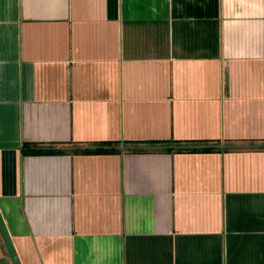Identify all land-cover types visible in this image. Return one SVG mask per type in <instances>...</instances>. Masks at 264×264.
<instances>
[{
  "label": "crops",
  "instance_id": "crops-1",
  "mask_svg": "<svg viewBox=\"0 0 264 264\" xmlns=\"http://www.w3.org/2000/svg\"><path fill=\"white\" fill-rule=\"evenodd\" d=\"M0 214L20 264H264V0H0Z\"/></svg>",
  "mask_w": 264,
  "mask_h": 264
},
{
  "label": "trees",
  "instance_id": "trees-1",
  "mask_svg": "<svg viewBox=\"0 0 264 264\" xmlns=\"http://www.w3.org/2000/svg\"><path fill=\"white\" fill-rule=\"evenodd\" d=\"M139 143H129V142H108V143H99L95 147H69L68 149H61L54 146H39V145H30L24 143L21 147L22 154H34V155H43V154H64L71 153L76 155H92V154H119L121 150L118 146H128L132 145L134 148H127L128 151L132 152H144L145 149L136 148ZM149 147L159 146V151L166 153L172 152H213V151H222L221 149L215 147L214 145L197 147L196 143L189 142H178V141H165V142H149L146 143ZM154 148V147H153Z\"/></svg>",
  "mask_w": 264,
  "mask_h": 264
},
{
  "label": "water",
  "instance_id": "water-1",
  "mask_svg": "<svg viewBox=\"0 0 264 264\" xmlns=\"http://www.w3.org/2000/svg\"><path fill=\"white\" fill-rule=\"evenodd\" d=\"M0 232H1V235H2V237L4 239V242H5V245L7 247V250L9 252V254H10V257H11V259L13 261V264H20L19 259L17 257V254L15 252V249L13 247V244L11 242V239L9 237V234L7 232V229L5 227L4 221H3L2 217H1V214H0Z\"/></svg>",
  "mask_w": 264,
  "mask_h": 264
}]
</instances>
